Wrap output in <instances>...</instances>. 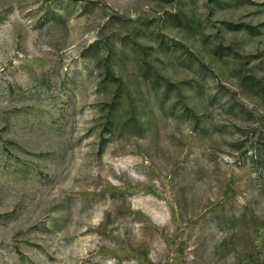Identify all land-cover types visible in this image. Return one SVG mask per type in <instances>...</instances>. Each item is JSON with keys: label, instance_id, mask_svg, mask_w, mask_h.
<instances>
[{"label": "rangeland", "instance_id": "374dc122", "mask_svg": "<svg viewBox=\"0 0 264 264\" xmlns=\"http://www.w3.org/2000/svg\"><path fill=\"white\" fill-rule=\"evenodd\" d=\"M0 264H264V0H0Z\"/></svg>", "mask_w": 264, "mask_h": 264}]
</instances>
